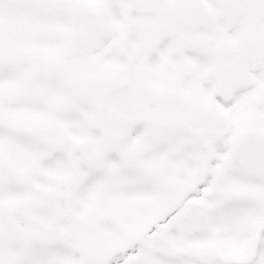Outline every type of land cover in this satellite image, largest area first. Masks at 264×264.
<instances>
[{"label": "snow or ice", "instance_id": "snow-or-ice-1", "mask_svg": "<svg viewBox=\"0 0 264 264\" xmlns=\"http://www.w3.org/2000/svg\"><path fill=\"white\" fill-rule=\"evenodd\" d=\"M0 264H264V0H0Z\"/></svg>", "mask_w": 264, "mask_h": 264}]
</instances>
